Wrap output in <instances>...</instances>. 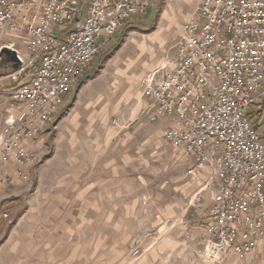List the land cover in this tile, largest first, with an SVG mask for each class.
<instances>
[{
  "label": "built area",
  "instance_id": "obj_1",
  "mask_svg": "<svg viewBox=\"0 0 264 264\" xmlns=\"http://www.w3.org/2000/svg\"><path fill=\"white\" fill-rule=\"evenodd\" d=\"M150 1L0 0V68L5 47L20 59L4 74L12 83L0 129L8 183L30 179L33 144ZM141 86L142 111L168 122L165 140L181 150L186 174L200 179L199 193L210 194L202 257L219 263L264 253V131L247 113L264 103V0H198L182 22L174 57ZM113 125L120 126L117 118Z\"/></svg>",
  "mask_w": 264,
  "mask_h": 264
},
{
  "label": "rangeland",
  "instance_id": "obj_2",
  "mask_svg": "<svg viewBox=\"0 0 264 264\" xmlns=\"http://www.w3.org/2000/svg\"><path fill=\"white\" fill-rule=\"evenodd\" d=\"M197 3L151 0L147 13L99 55L55 125L33 144L30 179L0 181V264H49L37 259L38 247L54 237L61 247L90 241L83 264H264V253L219 263L202 257L200 238L181 227L187 219L202 223L210 194L199 193L200 179L186 174L181 150L165 140L168 122L150 121L142 111V79L174 57L182 22ZM1 67L0 129L12 88L4 74L14 69L6 60ZM247 113L264 131L262 100ZM116 241L122 257L102 249Z\"/></svg>",
  "mask_w": 264,
  "mask_h": 264
},
{
  "label": "crops",
  "instance_id": "obj_3",
  "mask_svg": "<svg viewBox=\"0 0 264 264\" xmlns=\"http://www.w3.org/2000/svg\"><path fill=\"white\" fill-rule=\"evenodd\" d=\"M24 53L26 52V49L23 51ZM37 141V140H36ZM35 146V145H34ZM5 173L1 169L0 171V181L3 179L5 180ZM2 180V181H3ZM6 181V180H5ZM1 183V182H0ZM0 190H4L1 189ZM203 221L200 224L196 225H189L191 220L187 219L188 224L186 223V226L184 227L182 225L181 228H184L186 231V234H188L187 230L191 228V232H193L197 237L200 238V243L202 245V239L204 237V230H203ZM44 241H42V247H38V250L41 252L37 254V259H42L43 261L48 262L46 259L49 260V264H54V261H57L56 264H83L85 262L84 258L86 257V251H88V256H90L92 248V244H90V241L85 242L83 241V245H79L78 243H75L74 241H64V246H60V241L57 238H52V241H48V239L44 238ZM5 247L4 248H9L7 245L10 244L9 241H4L3 242ZM100 244H96L95 248L100 247ZM102 249L105 252H115L116 255L119 254V257L124 256L123 255V249L121 243L118 244V242H107L105 243L104 247ZM113 254V253H112ZM107 257V256H106ZM54 260V261H53ZM135 264H147L144 261H138Z\"/></svg>",
  "mask_w": 264,
  "mask_h": 264
},
{
  "label": "water",
  "instance_id": "obj_4",
  "mask_svg": "<svg viewBox=\"0 0 264 264\" xmlns=\"http://www.w3.org/2000/svg\"><path fill=\"white\" fill-rule=\"evenodd\" d=\"M2 54L5 55L6 59L10 62H12V67L13 68H17L19 66L20 63V59L17 55V51L16 50H12L9 48H4L2 50Z\"/></svg>",
  "mask_w": 264,
  "mask_h": 264
}]
</instances>
